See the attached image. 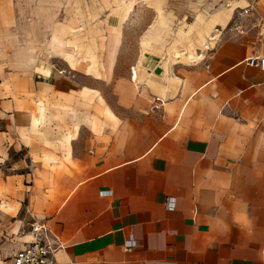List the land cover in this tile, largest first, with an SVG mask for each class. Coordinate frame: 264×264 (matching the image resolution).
Wrapping results in <instances>:
<instances>
[{
	"label": "crops",
	"instance_id": "0c3cea01",
	"mask_svg": "<svg viewBox=\"0 0 264 264\" xmlns=\"http://www.w3.org/2000/svg\"><path fill=\"white\" fill-rule=\"evenodd\" d=\"M262 53L264 0H0L12 250L42 222L57 264H264Z\"/></svg>",
	"mask_w": 264,
	"mask_h": 264
},
{
	"label": "built area",
	"instance_id": "2783aa9c",
	"mask_svg": "<svg viewBox=\"0 0 264 264\" xmlns=\"http://www.w3.org/2000/svg\"><path fill=\"white\" fill-rule=\"evenodd\" d=\"M247 63L250 67L264 71V53L249 58ZM157 102H160V99H157ZM156 107V103L152 105V109ZM167 205L171 209L174 208L175 200L168 199ZM47 231L45 223L34 222L30 229L33 240L23 248L11 250L9 258L11 264H57L53 258L56 248L48 240ZM134 245V240L130 239L126 246L131 250Z\"/></svg>",
	"mask_w": 264,
	"mask_h": 264
},
{
	"label": "rangeland",
	"instance_id": "374dc122",
	"mask_svg": "<svg viewBox=\"0 0 264 264\" xmlns=\"http://www.w3.org/2000/svg\"><path fill=\"white\" fill-rule=\"evenodd\" d=\"M16 191L9 192L0 183V264H10L9 255L12 250L13 239L16 236L10 229L14 223V218H16L12 214L17 204ZM17 235L19 234L17 233Z\"/></svg>",
	"mask_w": 264,
	"mask_h": 264
}]
</instances>
